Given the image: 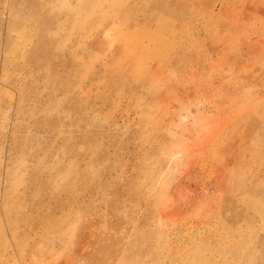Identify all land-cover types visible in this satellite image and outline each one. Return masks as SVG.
Returning <instances> with one entry per match:
<instances>
[{
  "label": "rangeland",
  "instance_id": "rangeland-1",
  "mask_svg": "<svg viewBox=\"0 0 264 264\" xmlns=\"http://www.w3.org/2000/svg\"><path fill=\"white\" fill-rule=\"evenodd\" d=\"M0 264H264V0H0Z\"/></svg>",
  "mask_w": 264,
  "mask_h": 264
},
{
  "label": "bare ground",
  "instance_id": "bare-ground-1",
  "mask_svg": "<svg viewBox=\"0 0 264 264\" xmlns=\"http://www.w3.org/2000/svg\"><path fill=\"white\" fill-rule=\"evenodd\" d=\"M186 119V118H185Z\"/></svg>",
  "mask_w": 264,
  "mask_h": 264
}]
</instances>
